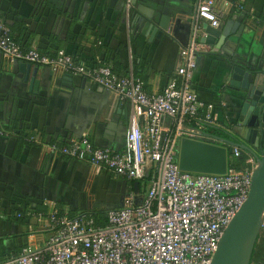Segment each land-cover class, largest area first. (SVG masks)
I'll list each match as a JSON object with an SVG mask.
<instances>
[{"label": "crops", "instance_id": "obj_1", "mask_svg": "<svg viewBox=\"0 0 264 264\" xmlns=\"http://www.w3.org/2000/svg\"><path fill=\"white\" fill-rule=\"evenodd\" d=\"M216 0L222 29L233 20L239 43L233 54L215 55L217 40L195 53L193 88L211 106L216 124L239 134L245 76L229 60L264 68V0ZM199 0H0V13L12 35L25 46L47 54L60 49L77 63L94 67L107 63L119 76L135 75L149 94L164 90L176 75L192 40L201 43L204 25L197 18ZM229 39L226 42H228ZM222 52V49L218 53ZM24 61L0 50V258L37 247L49 236L45 220L17 213L48 211L51 203L74 215L86 210L106 213L124 205L130 181L90 160L52 154L47 145L87 135L100 148L121 150L132 104L121 100L91 78L48 66L21 71ZM115 69V70H114ZM235 74V75H234ZM34 80H38L36 85ZM241 95V97H239ZM212 134H214L212 132ZM37 141H29V136ZM148 174V173H147ZM145 182L141 181V186ZM141 189V190H140ZM135 192L142 202L147 187ZM20 251H19V250ZM19 252V253H18Z\"/></svg>", "mask_w": 264, "mask_h": 264}, {"label": "built area", "instance_id": "obj_2", "mask_svg": "<svg viewBox=\"0 0 264 264\" xmlns=\"http://www.w3.org/2000/svg\"><path fill=\"white\" fill-rule=\"evenodd\" d=\"M244 1L236 2L239 8ZM197 18L200 24L220 27L222 12L216 0H199ZM202 49L207 47L192 40L184 52V63L176 72L181 86L175 77L163 91L149 94L143 79L119 76L106 64L77 63L63 49L47 55L35 45L25 48L13 38L0 13V50L5 57L89 77L132 104L121 150L97 147L87 135L55 141L47 149L55 155L104 165L131 182L144 180L149 172L152 175L142 202H135V189L130 185L124 205L109 209L104 225L97 224L92 210L72 215L56 203L46 213L32 209L17 213V217L45 220L49 236L41 245L27 246L0 264H211L223 233L249 197L259 153L231 147L236 157L246 154L247 166L239 170L229 161L223 175L179 168L183 137L216 142L210 128L217 120L193 88L195 53ZM28 140L37 141L34 136ZM0 217L9 218L6 214ZM261 229L262 234L264 218Z\"/></svg>", "mask_w": 264, "mask_h": 264}, {"label": "water", "instance_id": "obj_3", "mask_svg": "<svg viewBox=\"0 0 264 264\" xmlns=\"http://www.w3.org/2000/svg\"><path fill=\"white\" fill-rule=\"evenodd\" d=\"M234 26L233 20H229L222 29L204 25V31L199 34L201 43L217 40V47L212 54L234 56V51L229 47L239 43L241 34L235 31ZM221 49L222 52L218 53ZM237 59L239 55L229 61L236 66V74L245 76L246 83L243 86L247 97L239 95L244 99L241 114L245 120L240 124L239 134H234L237 140L215 135L216 142L183 137L179 145V168L194 173L226 174L230 148L233 146L259 153L249 197L223 233L211 264H251L264 218V68L252 69L250 65L240 64ZM38 68L31 63H21V71L28 75L31 71L37 74ZM35 83L37 85L38 80H34ZM139 186V182H135L136 193L139 192Z\"/></svg>", "mask_w": 264, "mask_h": 264}, {"label": "trees", "instance_id": "obj_4", "mask_svg": "<svg viewBox=\"0 0 264 264\" xmlns=\"http://www.w3.org/2000/svg\"><path fill=\"white\" fill-rule=\"evenodd\" d=\"M11 28V27H10ZM13 36V35H12ZM13 38L16 40V38L13 36ZM18 43H20L22 46H24L25 48H27V46H25V44L23 42H21L19 39L16 40ZM107 64L106 62L103 63L102 65H98V66H103ZM98 66H94V67H98ZM115 70V69H114ZM211 130V133L213 132L215 136H221V137H225V138H228V139H233V140H237V137L233 134H230L228 132H226L225 130L223 129H220V128H210ZM54 142V141H53ZM52 142V143H53ZM66 142V140L64 141ZM230 151H231V148H230ZM62 156V155H61ZM65 157V156H63ZM246 159H247V156L246 154H242L241 156H234V154H232L231 152V157H230V166L231 167H234L236 169H244L247 164H246ZM151 172H149L146 176V178L143 180L145 183L143 184V186H141V181H139V189L140 187H143L144 189L146 187H148V182H149V179L151 178ZM130 185H131V189L134 190V185H135V182H131L130 181ZM141 190V189H140ZM27 210L21 212V213H26ZM33 212H39V213H46V209L45 210H35V209H32ZM106 213H97L95 215L96 219H97V224L98 225H104L106 223V217H105ZM27 218V216H23V217H19L20 219V222H25V219ZM24 248H22L21 252L23 251ZM19 250V249H18ZM20 251V250H19ZM20 252V253H21ZM19 253V252H18ZM19 253V254H20ZM17 254V255H19ZM0 260H2V258H0ZM251 264H264V233L260 234V236L258 237V240H257V243H256V246H255V250H254V253H253V257H252V262Z\"/></svg>", "mask_w": 264, "mask_h": 264}, {"label": "flooded vegetation", "instance_id": "obj_5", "mask_svg": "<svg viewBox=\"0 0 264 264\" xmlns=\"http://www.w3.org/2000/svg\"><path fill=\"white\" fill-rule=\"evenodd\" d=\"M31 136H32V135H31ZM29 137H30V136H29ZM29 137H28V138H29Z\"/></svg>", "mask_w": 264, "mask_h": 264}]
</instances>
